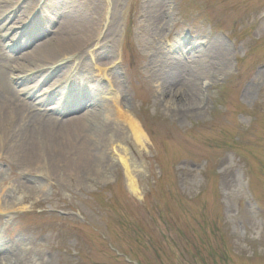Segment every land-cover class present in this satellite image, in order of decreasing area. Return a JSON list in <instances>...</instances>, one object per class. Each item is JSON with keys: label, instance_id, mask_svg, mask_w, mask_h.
Masks as SVG:
<instances>
[{"label": "rangeland", "instance_id": "obj_1", "mask_svg": "<svg viewBox=\"0 0 264 264\" xmlns=\"http://www.w3.org/2000/svg\"><path fill=\"white\" fill-rule=\"evenodd\" d=\"M1 1L9 57L34 18L97 12L93 46L79 58L89 68L86 86L98 88L94 103L131 114L146 141L136 144L114 117L121 135L103 147L107 166L81 181L23 172L0 158V255H15L0 264H264V0ZM45 6L46 16L37 14ZM76 59L58 60L68 61L58 73L64 81L56 89L52 75L41 90L52 86L49 96H57L77 80ZM162 70L174 96L160 89ZM184 84L198 95L175 108ZM94 112L80 104V113ZM119 148L135 194L126 190Z\"/></svg>", "mask_w": 264, "mask_h": 264}, {"label": "bare ground", "instance_id": "obj_2", "mask_svg": "<svg viewBox=\"0 0 264 264\" xmlns=\"http://www.w3.org/2000/svg\"><path fill=\"white\" fill-rule=\"evenodd\" d=\"M0 9L1 13L2 10L7 9V1L0 0ZM46 9L45 6L41 10V15H45ZM93 15L95 18L83 13L75 17L72 14L66 15L57 12L56 19L46 23H44L45 19L34 18L28 23L25 30L21 27L17 42L13 48L8 49L11 53H15L14 55L17 53L13 57H9L3 51V45L0 44V158L15 159L19 170L23 172L36 175L46 173L54 178L70 177L76 181L102 174L107 166L103 147L109 145L111 138L115 139L113 141H117L116 139L121 135V130L115 125V120L125 127V130L123 131L124 128H122V131L136 144L142 145L146 141L144 132L131 114L120 108L118 114L114 115L107 103L99 101L98 105L97 99L94 103L93 98L97 97L98 88L86 86L90 77L85 71L87 72L89 68L79 58L84 55L87 47L93 46L92 43L97 35L100 17L97 12H93ZM151 15L150 18L154 23H157L158 21ZM12 17V14L4 15L3 19L8 21L14 19ZM111 28V26L106 28L107 34L112 32ZM10 29L13 30L12 27ZM13 33L15 34L14 30ZM2 36L0 34V39L4 40ZM13 36L16 37L17 33ZM211 50L208 49L209 52ZM104 52L106 50L102 49L101 53ZM66 55L77 58L79 77L69 86L64 87L66 91L63 92L65 93L59 95L57 100L52 98L38 100L32 97L31 92H25L31 91L30 89L34 87L32 85L23 83L24 88L20 90L13 87V85L20 87L19 74L24 72L23 70L33 74L42 83H47L52 75L60 77L53 81L54 86L63 82L64 78L58 73L67 68L68 61L62 62L60 65L57 63ZM196 63H199L197 64L198 71L203 76L202 73L207 71L206 65L200 60ZM221 63L216 62V65L221 66ZM97 65L99 66V64ZM11 75L14 76L13 80ZM160 80L163 86L160 89H165L166 93V95L163 93V96L171 97L169 95H172L173 92L166 91L171 86L166 71H161ZM69 92L75 93V97L79 98L78 103L70 102L64 104L66 106H62L60 102L66 100L64 98L68 97ZM174 95L175 93L172 96ZM197 95L196 90L192 89L190 85L184 84V91L181 95L176 96L175 108L177 106L182 108V105H187ZM54 102L55 104H50ZM84 102L93 106L95 112L90 117L86 113H80V104L84 105ZM181 108L174 110L177 116L185 113ZM101 116L104 121L99 119ZM117 160L128 175L126 190L135 194L137 192L136 185L131 178L132 171L129 169L131 167L124 148H119ZM22 189L28 192L39 190L30 186ZM14 260L15 255L10 253L0 255V263H11Z\"/></svg>", "mask_w": 264, "mask_h": 264}]
</instances>
